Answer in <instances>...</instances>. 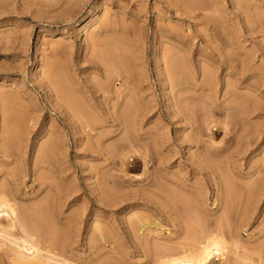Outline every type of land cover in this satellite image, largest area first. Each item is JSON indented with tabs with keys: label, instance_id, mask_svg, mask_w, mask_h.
Listing matches in <instances>:
<instances>
[{
	"label": "rangeland",
	"instance_id": "obj_1",
	"mask_svg": "<svg viewBox=\"0 0 264 264\" xmlns=\"http://www.w3.org/2000/svg\"><path fill=\"white\" fill-rule=\"evenodd\" d=\"M179 76L197 101L213 81L219 122L237 83L254 97L248 127L232 141L194 128ZM259 171L264 0H0V193L42 234L36 253L5 230L0 264H160L213 233L230 264H264Z\"/></svg>",
	"mask_w": 264,
	"mask_h": 264
},
{
	"label": "bare ground",
	"instance_id": "obj_2",
	"mask_svg": "<svg viewBox=\"0 0 264 264\" xmlns=\"http://www.w3.org/2000/svg\"><path fill=\"white\" fill-rule=\"evenodd\" d=\"M112 48V46H110ZM110 64L112 66H116L117 64L114 61L110 60ZM178 62H174L170 71L172 74L176 75V66ZM123 67V66H122ZM173 84L180 91V101L186 106L189 105L191 109H198L199 117L193 120V127L198 129H203L204 126L210 128L212 131V136L217 131L224 130L226 136H230V140L232 141L238 136L237 128L240 125V120L245 121L248 127L249 122L252 121L255 112L251 110V103L254 100V97L249 93H242L240 87L237 83H228L227 90L224 95V100L229 104L227 109L228 117L226 120L219 122L216 117L215 111L219 109L217 106L216 94L217 87L213 83V81L209 78L205 79L202 87V91L209 92L205 97L197 101L193 97L196 94L195 88H193V83L187 77L179 76L177 81L173 80ZM197 101V102H194ZM79 114L78 111H74ZM219 128V129H218ZM237 132V134H235ZM234 134V135H233ZM236 135V136H235ZM241 137H238L237 142H239ZM201 136L198 137L196 141L197 145H200ZM230 149L226 147L221 150V153H228ZM222 155V154H221ZM264 173L257 172L258 176H262ZM264 186V180L258 179L254 182L251 190V196L249 198L250 205H256L258 202V197L260 193V188ZM16 209L10 206L9 201L7 200L4 194L0 193V235L5 233V230L10 229H18L20 226V230L26 235V239H23V246H20L18 243V247H21L23 250L27 252L35 251L38 253V249H36V244L34 243V235H42L39 230L30 229L27 223H21L18 218V214L16 215ZM7 217L11 219V225L9 227H3L1 224V219ZM145 226H141L138 234H142ZM221 232V231H220ZM7 234V233H5ZM214 234V235H213ZM212 235L209 234L206 236L205 241L200 243L199 245L193 247V250L189 253L183 254L181 259H168L163 260L160 264H213L215 260L220 261L219 264H230L229 260L225 257V248H224V240L221 235ZM11 236V235H10ZM16 237V236H15ZM22 240V239H20ZM36 253H32L31 256L25 255L24 253L19 254L18 256V264H36L38 258Z\"/></svg>",
	"mask_w": 264,
	"mask_h": 264
}]
</instances>
